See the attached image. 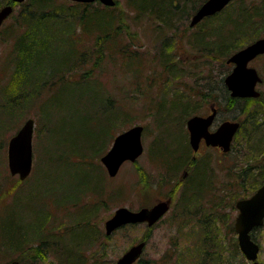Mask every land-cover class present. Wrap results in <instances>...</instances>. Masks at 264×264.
Masks as SVG:
<instances>
[{"label":"rangeland","instance_id":"obj_1","mask_svg":"<svg viewBox=\"0 0 264 264\" xmlns=\"http://www.w3.org/2000/svg\"><path fill=\"white\" fill-rule=\"evenodd\" d=\"M114 1L117 12L124 10V20L115 23L116 27L120 25L121 33L112 42L108 41V44H115L112 50L116 59L103 62L92 70L97 92L93 88L91 97L74 94L75 106L60 108L59 105L65 103L61 87L55 86L50 92L41 88L45 86V75L50 70L35 77L34 86L21 89L22 92L11 83L12 65L8 63V56H13V40L3 30L5 26L13 31V22L25 9L26 0L21 3L0 0V9L7 4L12 6V13L0 26V264L11 261L19 264H75L78 258L79 261L90 259L88 262L93 264H115L130 246L143 240L146 242L140 256L143 264H199V251L206 237L212 244L205 247V254L221 249L224 260L237 263V254L233 250L234 245L238 247L234 231L237 210L234 206L237 200L250 196L243 192L244 185H240L237 171L264 160V152L250 157L247 154L256 152L251 148L252 141L263 143L264 147V125H259L258 131L252 128L260 121V117L255 116L258 110L253 101L264 94V54L249 63L261 82L255 87L259 96L244 98L252 100L249 104L241 102L244 109L238 104L229 106L225 103L218 110L219 95L214 90L221 77L224 85V77L232 69V63L226 61L238 51L235 48L245 42L243 48L264 36V29H261L257 39L248 43L247 36L254 28L259 31L257 27L262 25L261 20L255 18L250 22L239 18L240 9L250 12L248 8L258 5L261 0H234L228 7L226 12L230 14L227 17L241 24V28L231 35L229 41L237 44L236 47L230 48V52L223 51L224 55L220 56L210 50L207 53L201 51L197 47L201 42L196 44L201 41L197 40L201 36L198 26L206 27L210 22L215 23L214 20L206 17L194 27L189 26L192 15L206 0L165 3L171 17L162 21L153 13L133 12L127 7V0ZM78 32V29L74 31V39ZM70 34L73 35V31ZM93 38L92 35L86 36L79 43L82 53L89 52L88 60L95 57ZM206 39L205 36L202 41ZM50 47L44 51L51 49V58L46 55L38 65L34 64L37 49L25 58L22 69L28 79L39 70L44 71L45 62L59 66L63 56L57 47ZM122 50L136 51L139 60L132 69L127 66L129 52L124 56ZM85 68L91 70L93 66L88 61ZM209 87L213 91L205 101L207 99L198 94H207ZM97 94L114 98L116 116L106 107L102 108L99 101L94 102ZM176 98L178 108L172 107ZM185 104L187 107L184 108ZM211 106L217 109L218 121L239 119L244 122V128L228 151L201 148L193 160L186 121L193 116L191 114L206 115ZM77 111L92 120L85 122L79 114L76 115ZM253 115L255 125L250 117ZM27 119L34 122L32 167L30 174L20 180L8 170L7 145ZM76 119L77 125L71 126ZM134 126L143 128L142 154L134 162L123 163L117 174L110 177L100 158L111 148L117 135ZM247 132H250L249 137ZM186 145L193 162L190 168L179 164ZM62 153L66 154L65 160L60 157ZM183 171L187 175L180 181ZM204 173L206 187L203 186L205 182L200 183ZM185 191L195 199L188 206L181 201ZM69 197L77 201V206L63 204ZM168 198L172 199L168 212L152 227L145 223L129 224L109 235L105 233V222L117 208L138 211ZM42 210L45 214L41 213ZM53 210H56L53 219L43 227L46 221L42 224L41 221L47 219V213H53ZM93 215L94 225L91 227L97 233L91 231L90 236L82 235L79 223L82 226ZM62 225L64 228L59 227ZM38 228L42 229L38 231ZM86 230L90 232V228ZM251 234L259 245L257 261L262 263L264 223ZM207 256L208 264H214L212 256ZM239 256L243 257L245 264H251L241 252Z\"/></svg>","mask_w":264,"mask_h":264},{"label":"trees","instance_id":"obj_2","mask_svg":"<svg viewBox=\"0 0 264 264\" xmlns=\"http://www.w3.org/2000/svg\"><path fill=\"white\" fill-rule=\"evenodd\" d=\"M180 0H127V7L130 8L133 12L137 14H146V15H153L158 20H164L171 17V14L165 7V3L171 4L172 2H178ZM234 1V0H233ZM232 1V2H233ZM232 2L226 6L222 11L219 13L207 17L210 21H215V23L210 22L208 26L202 27L198 26L199 31H201V36L197 37V40L201 42L199 44L200 46H197L200 48L201 51H204L207 53L209 50L215 52V54L218 56L224 55L222 54L223 51L230 52L232 47H236L237 44L230 43V38L233 33H236L241 28V24H238L237 21H231L229 16L227 17L229 12L227 13L226 10L228 7L232 4ZM25 9L21 11V13L18 15L17 18H15L13 22V31H10L8 27L4 26V33H8L7 35L10 36V38L13 40L12 44V54L13 56H8V63L12 65V72L10 81L13 86L17 87V91L22 92L21 89H25L28 86L33 87L34 82L33 79L37 76H42L46 70H50L49 73L46 72L47 80L44 82V85L42 90L50 92V89H52L55 86H60L62 90V94L64 100V105H59L60 108H66L67 106L72 105V107L75 106V101L73 104V96L74 94H77L78 97H83L82 95H87L89 97L90 93H94L92 89L94 88L96 92L98 91L96 88L97 83H95V79L91 77L92 70L96 68L97 65H100L103 62H113L116 59V54H114L112 50V46L115 45L113 43L108 44V41L115 38L119 33H121L120 29L121 27H116L115 23L116 21H120V23L124 20V10L116 11L115 6H105L98 1L90 2V3H77V2H71L68 0H26V4L24 5ZM166 8V9H165ZM250 12H247V9H240L239 15H241L239 18H243L244 21H250L252 22V19L260 18L261 24L260 27H257L259 31H255V28L251 34H249L247 37L248 41H254L257 39L258 34L260 33L261 29H264V0L260 1V3L256 6H251L248 8ZM228 11V10H227ZM239 12V11H237ZM224 15V16H223ZM252 16V17H251ZM167 21V20H166ZM253 28V27H252ZM78 29V35L76 39L73 38L74 31ZM124 29L127 30L126 25H124ZM9 31V32H8ZM73 31V35L70 33ZM203 32V33H202ZM13 34V35H12ZM92 35L94 38V44L93 46L96 47V51L93 53V56H95L93 59L88 60V56L90 55L88 51H84L86 53H82V50L79 49V43H82L80 41L83 40L84 37ZM204 35V36H203ZM82 36V38H81ZM207 37L205 41H202L203 37ZM9 39V38H7ZM245 42H242L241 45H239L235 49H241ZM249 43V42H248ZM246 44V43H245ZM37 45H39L40 48H37ZM55 46L60 50V53L62 54V61L59 63V66H53V64L49 62H45L44 64V71L39 70L37 73L34 74V77H30L28 79V75H25V72L23 73L22 65L25 62V58L33 54V49H37L36 54L37 60H34V64L38 65L46 55H49V58H51L50 50L44 51L45 49L51 48L50 46ZM110 45V46H109ZM64 49V50H61ZM54 50V48H53ZM67 51V52H66ZM123 51V52H122ZM121 54H124V56H127L129 52L128 58H129V64L127 65L129 69H132L133 66L137 65L139 58L137 57L136 51H127L122 50ZM209 51V52H210ZM46 52V53H45ZM45 53V54H43ZM131 54V55H130ZM229 53H227L228 55ZM208 55V54H206ZM128 60V59H125ZM88 61L90 62L91 66L93 68L91 70H88L85 68V63ZM6 64L8 68H10ZM136 70V69H135ZM176 70V68L174 69ZM42 71V72H40ZM80 71H84L82 73H79ZM77 74V75H76ZM216 82V81H215ZM214 82V83H215ZM263 84V83H262ZM47 87V89H46ZM208 89V93H201L199 92V96L204 97L205 101H208L209 93H211L213 90ZM214 92L219 95V101L216 102V107L219 110L221 106L226 104H229L231 106L232 104L240 105L239 107H242L244 109V105L241 102H244L245 104H249L252 102V100L248 99H233L230 98L227 92L226 87L223 85V78H219L217 80L216 86H215ZM206 89V88H205ZM37 90V86L35 88ZM89 92V93H87ZM95 99L94 102L96 104L99 101V104L102 108H105L110 110V113H114L116 116V113L114 109H116L115 104L112 103V101H115L113 97L108 96H99L97 94L94 95ZM98 97V99H97ZM264 94H261L257 99H254V104H256L258 112L255 113L257 117H260V121H257V125L252 127L253 131H258L257 129L259 125H264V102H263ZM175 106H172L174 108L179 107V101L178 98L175 100ZM55 106V105H52ZM187 107L186 104L183 105V107ZM246 106V105H245ZM184 107V108H185ZM259 108V109H258ZM113 110V112H112ZM79 114L82 119L85 122H89V117H85L84 113L78 112L76 115ZM190 114V113H187ZM195 115V114H191ZM190 117V116H189ZM252 117V124L255 125V117ZM256 117V118H257ZM234 119V118H231ZM77 125V119L74 125ZM242 128H244V122H242V126L240 128V131L236 135L234 142L237 141L239 134L242 132ZM250 132H247V135L249 137ZM264 135V134H263ZM256 136L254 135V138ZM253 140V139H251ZM246 140V141H251ZM253 145L251 148L255 150L256 152L250 151L247 152L248 156L250 157L252 154L259 152H264V147L261 143L252 141ZM185 153L183 159H181L179 162L180 166L184 165L186 168H190L189 165H191L193 162L190 159L191 156H188V147L185 146V149L183 151ZM193 156V154H192ZM62 159L65 160L66 154L62 153L60 156ZM195 169H197L195 167ZM240 169V168H239ZM238 169V170H239ZM240 172V173H239ZM184 173V172H183ZM237 174L239 175V180L244 179L247 177V191L246 193L252 194L262 183L264 179V160L257 161L254 163H250L243 171H237ZM193 177V174L191 175ZM202 176L200 179V183H203V186L206 187V178ZM245 180V179H244ZM240 182V183H241ZM75 188H73L74 190ZM70 190V186H69ZM188 191H185V193H182L181 201L185 205H189V203L193 202L195 199L190 194H187ZM68 203V204H67ZM70 203L77 206L76 200H71L70 197L65 199L63 204L69 205ZM41 207V206H38ZM57 207V206H56ZM77 208V207H76ZM55 209V208H54ZM56 210H53V213L51 211L47 216V219L44 218L41 221L44 223L46 221L47 226L48 222H51V219H53V215L55 214ZM42 214H45L44 211H41ZM49 215L52 216L49 218ZM90 215V213H89ZM88 216V215H86ZM93 217L90 219V216L88 219H86L85 223L81 226L79 223L78 227L80 228V233L83 235L87 234L90 236L91 231L94 233L96 232V229L91 227L93 224ZM37 221V217H36ZM59 227H63L59 226ZM64 228V227H63ZM86 228H90V232H87ZM42 228H38V231ZM233 230V229H232ZM60 233V232H59ZM40 235V234H39ZM81 236V235H80ZM82 237V236H81ZM97 238V235H95ZM252 238L254 240V237L252 235ZM208 237H206V240L202 241L201 250L199 251V258L197 259L199 261V264H208V254L212 256V259L214 261V264H231L230 260H224L222 258L223 253L221 249L217 252V250L210 251L205 254V247L210 244L211 242H208ZM210 240V239H209ZM44 242V241H43ZM42 243V242H41ZM212 244V243H211ZM234 252L237 254L235 258H238V262L234 264H243V257L241 259L239 249L237 245H234ZM194 251V250H193ZM196 256L198 257L197 251ZM234 257V254L232 258ZM78 258V257H77ZM194 260V259H193ZM233 260V259H231ZM78 261V262H77ZM90 261V259H88ZM87 260L85 261H75V264H93L89 263ZM189 261V260H188ZM192 261V260H191ZM195 261V260H194ZM208 261V262H207ZM144 262L142 260H139L136 264H143ZM192 264H195L192 262ZM245 264V263H244Z\"/></svg>","mask_w":264,"mask_h":264},{"label":"water","instance_id":"obj_3","mask_svg":"<svg viewBox=\"0 0 264 264\" xmlns=\"http://www.w3.org/2000/svg\"><path fill=\"white\" fill-rule=\"evenodd\" d=\"M21 3L24 0H12ZM77 3H90L98 1L105 6H114V0H69ZM233 0H206L192 15L189 26L197 25L202 19L213 16L222 11ZM12 6L5 5L0 9V26L11 14ZM264 54V36L232 54L227 63H232L231 71L224 77V85L231 98H257L259 92L256 85L261 79L255 68L248 64L257 56ZM216 109L211 106L210 114L206 116L194 115L187 119L188 142L196 152L203 139L206 146L219 147L226 152L230 149L233 136L239 128L235 121L222 122L215 131H209ZM34 122L27 119L18 131L9 139L7 145V164L12 176L17 175L24 180L31 172L32 167V133ZM141 126H134L117 135L108 152L100 158L108 175L114 177L121 165L125 162H134L143 151L141 144ZM170 199L161 200L153 206L131 211L120 207L105 222V233L109 235L115 229L126 225L145 223L152 227L168 211ZM238 215L234 221V231L237 234V244L240 252L251 264H264L257 261L259 246L251 238V232L264 223V181L262 185L247 199L236 203ZM146 242L140 241L130 246L115 262V264H134L140 259ZM6 264H19L11 261Z\"/></svg>","mask_w":264,"mask_h":264},{"label":"flooded vegetation","instance_id":"obj_4","mask_svg":"<svg viewBox=\"0 0 264 264\" xmlns=\"http://www.w3.org/2000/svg\"><path fill=\"white\" fill-rule=\"evenodd\" d=\"M209 112H210V109H209ZM207 114H208V113H207ZM207 114H206V115H207ZM229 120H232V121H235V122H238V123H239V128H238L237 132L235 133V135L233 136V139H232V142H231V145H230V146H232L233 141H234L236 135H237L238 132L240 131V128H241V126H242V122H240L239 119H231V118H229ZM224 121H228V120L221 119L220 121H218V119H217V113H216V115H215V117H214V119H213V122H212L211 126L209 127V131H215V130L217 129V127H218L222 122H224ZM187 132H188V130H187ZM201 148H203V149H206V148H211V149H213V148H215L216 150L222 152V149L219 148V147L206 146L205 141L202 139V140L200 141V143H199L198 150H197L196 152H193V156H192V159H193V160L196 159V156H197V154L199 153V150H200ZM230 149H231V147H230ZM191 150H192V149H191ZM192 151H193V150H192ZM184 172H185V171H184ZM185 174L187 175V172H185V173L183 174V177L181 178L180 181H183V180H184V178L186 177ZM244 179H245V180H244ZM244 179H242V182L240 183V185H241V186L244 185V187L242 188V190H243V192H246V191H247V190H246V189H247V177H245ZM263 180H264V179H263ZM262 182H263V181H262ZM261 184H262V183H261ZM256 190H257V189H256ZM256 190H255V191H256ZM255 191H254V192H255ZM254 192H253V193H254ZM253 193L250 194V196H252ZM171 195H172V194H170L169 197H171ZM250 196H248V197H242L241 199L237 200L236 203H237L238 201H241V200L247 199V198H249ZM171 198H172V197H171ZM168 199H169V198H168ZM171 201H172V199H170V204H171ZM236 203H235V206H234V207H235L236 210H237V214H236V217H237L239 211H238V209H237V207H236ZM236 217H235V218H236Z\"/></svg>","mask_w":264,"mask_h":264},{"label":"bare ground","instance_id":"obj_5","mask_svg":"<svg viewBox=\"0 0 264 264\" xmlns=\"http://www.w3.org/2000/svg\"><path fill=\"white\" fill-rule=\"evenodd\" d=\"M12 13V12H11ZM194 27V26H193ZM224 120H229V119H224Z\"/></svg>","mask_w":264,"mask_h":264}]
</instances>
